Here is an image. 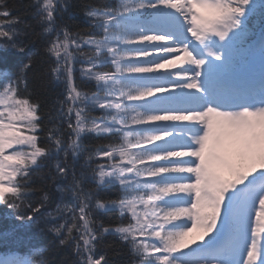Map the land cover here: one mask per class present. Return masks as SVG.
Returning <instances> with one entry per match:
<instances>
[{
	"label": "snow or ice",
	"instance_id": "obj_1",
	"mask_svg": "<svg viewBox=\"0 0 264 264\" xmlns=\"http://www.w3.org/2000/svg\"><path fill=\"white\" fill-rule=\"evenodd\" d=\"M19 7L0 0V53L40 41L56 93L45 111L34 54L0 71V264H114L108 235L129 264H264V0Z\"/></svg>",
	"mask_w": 264,
	"mask_h": 264
},
{
	"label": "trees",
	"instance_id": "obj_2",
	"mask_svg": "<svg viewBox=\"0 0 264 264\" xmlns=\"http://www.w3.org/2000/svg\"><path fill=\"white\" fill-rule=\"evenodd\" d=\"M10 4H16L19 5V13L24 14L25 9L23 7L24 4H27L29 0H8ZM76 4L80 3V0H74ZM93 3H104V2H110L115 3L116 0H92ZM25 19H29V17L25 16ZM77 26L84 27V16L83 13L80 12L77 9V16L73 21ZM38 30V29H37ZM28 54H34V61H33V68L29 72V81L32 86V88L35 90L36 96L42 101L44 105L45 111H47L48 107L52 103V101L55 99V93L56 89L47 83L46 78L43 76V72L46 65V59H45V53L43 51V48L41 46L40 41H35L33 43H30L26 49L25 54H15L12 52L9 53H0V57H3V59H0V67L5 68L6 70L10 72H15L18 70V67L22 62H25L27 59ZM79 66L77 65V68ZM86 143H96L99 141H85ZM37 183L39 184L40 181L37 180ZM61 186H63V182H60ZM49 191L53 193L52 196V203L49 205L48 210H52L55 208L56 203L59 202L61 198V194L56 192L54 186H49ZM115 189H105L102 193L103 195H114ZM64 201L66 203L71 201L70 195L64 196ZM7 211L3 206H0V232H3L4 230L8 229L10 230L12 227V222L7 220L6 214ZM100 219L104 221L105 223L108 222H115L117 219L116 214H101ZM36 233L35 240L43 247H48L51 236L48 234L39 233L35 228L32 230ZM12 233L9 231V235ZM20 238H24L23 233H17ZM31 234H29L30 236ZM104 244L107 246H110V253L111 258L114 261V264H129V255L127 248L119 242L114 236L108 235L104 239ZM1 249L8 250L4 248L3 246H0ZM49 258L53 261V264H64L66 261H70L72 259L71 253L67 249H62L60 251H52L49 255Z\"/></svg>",
	"mask_w": 264,
	"mask_h": 264
}]
</instances>
